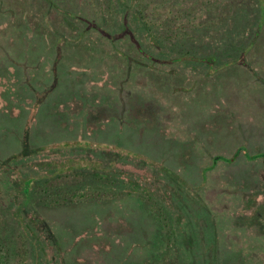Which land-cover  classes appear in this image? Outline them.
I'll list each match as a JSON object with an SVG mask.
<instances>
[{"label":"rangeland","instance_id":"374dc122","mask_svg":"<svg viewBox=\"0 0 264 264\" xmlns=\"http://www.w3.org/2000/svg\"><path fill=\"white\" fill-rule=\"evenodd\" d=\"M140 1L142 2V7L151 11V19L157 26H150L147 32L153 36L157 34V30L164 37L173 35L171 37L174 40L170 38L171 40L168 41V45L170 44L172 47L164 48V56L168 57L170 52L175 50L174 52L180 60L177 62V66L180 68L186 67L187 72L184 76H189L187 78L189 82L184 80L176 81L174 79V75H179L176 69H180L179 67L174 68V66H172V69L175 70L173 78H167V65L160 67V72L164 74L160 77V81H156L154 77L153 80L149 77H146L147 80L143 78L142 80L139 77L136 81V72L139 71V68L135 67L137 66L136 64L143 67L144 64L139 63V60L143 59L123 54L126 51L128 52L127 39L121 41L119 45L123 53L119 52L116 42L120 39L118 34L122 31L123 35L130 37L133 45L143 55L148 51L158 54L160 49H155L158 44L151 42L149 35L147 36L146 33H143L142 30H144L145 26H142L141 21H136L133 17H127L128 20L126 19L125 23L118 26L119 32L115 36L116 33L106 31L104 25L98 21L91 23L92 20L86 18L93 15L91 10L83 8L86 12V17H83V14L78 15L67 10L69 8L68 4L59 2V5H64L66 9L64 10L61 7L62 14L59 17L52 15L54 18L53 20L49 19V21L50 23H55L58 30L62 29L63 31L62 48L58 52L61 57L60 59L57 58V49L47 55V64L50 61L49 64L52 65V68L49 70L50 74L42 82L34 81L30 72L27 75L24 68L19 69L22 81L28 87L31 85L36 87L35 91L38 92L36 101L40 100L39 105L41 106L39 107L38 105L36 108V101L30 109L24 106L29 112L26 127L24 126L27 117L24 121L19 116L14 119L11 113L12 110H6L7 113H4V115L0 113L6 120L0 121V149H6L3 153L5 155L7 149L11 147L10 141L15 142L18 137L21 141V147L24 140L30 141L31 146L35 145L33 140L28 138L29 136H35L37 128L41 126L38 122L39 117H45L44 120L47 121L51 119L50 114L54 117L59 116L68 120L75 115H87V130L82 131L80 136V139H85L84 144L88 140L96 141L99 135L97 133L99 126L109 120V125L103 128L104 132L100 137L104 138L105 133L108 131L106 133L108 138L106 139L114 145L113 148L119 149L122 146L126 149L121 148L122 150L127 153L133 151L135 156L142 151L143 155L148 159L150 158L148 162H151L152 166L150 164L147 165L154 168L156 166L162 168L158 172L160 176L168 174V178L178 182L176 189L170 188V190L172 198H176L177 201L175 200V202L181 207V215H176L179 217L177 219L173 215L174 220L167 221L170 226L174 224V229L171 231L172 227H167L169 229H165L162 235V227L159 224H152L153 218L150 217L152 213L150 215V212L145 210V207H141L135 195L132 198L123 199L122 201L124 202L112 199L110 201L113 203L110 204L109 209H104L103 211L100 208L101 206H98L99 209L95 208V206L79 209L85 205L81 204L79 208L69 205L66 208L70 214L67 218L62 215H56L57 212L52 209V205L42 207L39 204H24L21 202L22 199L20 200L21 197L15 200V204L10 205L5 199L1 198L0 243L9 242L14 252L12 264H167V261L152 262L151 258L140 262L138 256H141L142 250L151 246L149 240L160 248L162 255L165 254L168 243L174 246L182 243L183 237H181L180 233L185 230H188L187 234L190 236L187 238L188 242L195 243L197 235L194 231L196 226H199V222L196 219L197 210L192 209L194 206H191L194 203L202 208L204 218L207 219L209 224L211 223V230L210 232L209 230L207 231L211 238H214L213 235L216 236L217 232L219 236H225L223 238L225 241L220 246L218 245L216 250L213 247L206 248L210 262L241 264L242 260L247 259V257L245 258L246 255L256 256L253 249L255 239L261 236L262 232H264V227L259 226V224L252 227L249 221L250 227L248 225L245 229L239 228L240 232H236L229 224H232L230 218L233 219L232 216L235 214L244 217L245 220L253 219L255 221L256 217L257 220L258 218L260 220L264 219L261 217V213H264V206H261L262 200H264V184L260 183L261 190L256 196H253L254 193L252 194V191L248 192L242 205L239 208L236 207L237 212L233 211L230 218L229 214L223 213L222 217L226 218L229 224L222 231L218 229L216 232L214 214L222 211V207L213 208L212 203L223 201L225 197L224 199L221 197L228 196L227 198L232 199L229 201L230 205H232L238 202V199L244 197L243 194L245 192L244 190H236V186L230 185L231 189H235L237 193H231L230 195L228 193L221 194V197L212 200L216 191L214 189L222 187L220 186L222 184L221 181L218 183V178L214 173L223 167H217L210 174L205 170L201 172V176L198 175L199 156L197 152L202 149L207 154L208 148L217 147L221 150L222 155L225 156L232 150L234 145H238L239 141L237 139L234 138L229 141L227 139L230 137L224 138L223 132L225 131V134L234 136L240 130L238 125H233V122L230 121L238 122L240 119L235 114H232V111L234 110V113L240 111L241 113L245 111V108L238 106L239 109H234L236 104L232 105L231 108L216 104L214 101L218 100V98H215L213 90L209 91L208 88L209 83L215 77L217 78L221 62H228V67L232 64L230 67L232 69L238 67L241 70L239 66L250 69L249 65L257 67V70L252 68L254 70L253 73L257 76L260 74L264 81V0ZM13 4L18 6L16 1H13ZM4 7L7 6L4 4ZM18 7H16L17 10ZM230 7L233 9V20H228L224 16ZM120 8L123 13L132 9V7L129 8V6L121 3L119 4ZM175 20L176 22H174ZM262 21L263 23H261ZM217 24H220V29L217 28ZM222 28L226 30L225 33L227 32V34L236 33V41L238 42L236 43L233 37L230 38V41H228V37L223 38ZM258 29L260 30L257 32ZM251 31L256 33L252 35ZM85 38H87L89 46L97 49L96 52L98 54H96V57H98V60L92 55L85 56V54L77 52L80 49L79 43L81 42L79 41ZM106 45L109 48H113L112 56H104ZM231 46L233 47L230 48ZM120 57L125 60V64L121 68L118 65L119 61L116 60L120 59ZM102 60L105 62L103 64L104 67L102 66ZM108 62L109 65L106 64ZM35 66V64H31L30 71L33 73L41 72V70H36ZM118 68L120 70L125 69V72L128 73L125 82L123 79H121V82L117 81L118 71H120ZM100 71L104 73L103 79ZM234 72L231 70L228 74L220 75V82L223 80L228 82V75ZM145 73L147 74L144 70L143 75ZM129 77L131 80H128ZM127 81H130V84ZM151 81L161 87L153 89ZM217 82L220 85L218 80ZM96 83H101L102 85H100L104 87L114 84V86H110L111 90L114 89L112 97H90V95L85 94V98L81 102L86 103V106H83L81 112L79 110L77 112L73 111L75 109V100L66 101L63 98L64 93L66 96H72L71 98L77 93L82 94L85 86L91 87ZM41 84L43 85L42 87ZM130 85L131 88L129 90ZM167 85H171L173 88H189L178 89L174 92ZM200 87H202L201 90ZM70 88L74 89V92L68 93L67 89ZM151 89L153 90L150 93ZM223 92L227 94L225 88ZM251 93L256 96H264V89L261 92L260 88L256 87L255 83L252 82L246 94L251 95ZM245 97L247 96L245 95ZM234 100L241 101L239 98ZM77 101L79 102V99ZM187 101L188 105H184L183 103ZM45 108L49 111L46 116L44 115ZM229 109H231V112H229ZM35 111L37 120H33ZM259 120H263L259 125V131L264 134V119L259 116ZM172 121L174 122L171 123ZM217 129L220 132L223 130V132L217 134ZM23 133L26 134L27 138H25ZM173 134H176V137ZM213 135L216 138L219 136V139H215ZM241 135L243 141L247 138L248 140L253 139L255 143L263 144L262 140L259 139L257 141V137H252L250 133L244 134L242 131ZM34 147H37V145ZM249 149H253V146L251 147L250 145ZM258 150L256 151L259 153ZM240 152L241 148L238 147L237 153L240 154ZM244 152L248 156L245 150ZM117 153L118 150L115 154ZM200 157H202L201 163H207L208 158L204 154H201ZM249 157L251 156L249 155ZM161 158H165L166 161L161 162ZM225 159L228 160L229 158L225 157ZM262 160L264 161V159ZM236 162L223 161L220 162V166L226 168L231 163L236 164L237 166L232 168V172L234 171L236 174L235 178L237 177L239 180L241 178L246 179L247 177L242 176L245 171L243 166L239 165L241 161L236 160ZM174 168H179L182 172L181 174L186 173V177L182 175L184 177L182 178L177 174L175 175ZM183 168L184 170H182ZM142 174L149 177L147 168L146 173ZM206 174H209L210 186L207 184V179L204 180L202 178ZM162 179L161 177L160 180ZM238 183H241V181H238ZM241 186L245 187V185ZM154 189V198L162 199L164 197L163 189L161 187L157 188V186H154ZM227 192L231 191L227 189ZM135 193L140 194L141 192ZM2 195L3 192L0 190V197ZM227 198L223 202L226 203ZM226 209L228 213L229 210H232L230 207ZM48 210L51 213L50 215H47ZM179 219L183 221V224L181 222L178 223ZM188 223H194L195 227L191 228ZM204 223L206 224V222ZM240 233H243L242 239L241 236L239 237ZM240 241L241 246L238 243ZM242 246L244 248L245 246L253 247L242 249ZM195 253L196 248L193 250L194 255ZM146 255L148 254L146 253ZM178 261L184 263L188 260L178 258ZM243 263L244 261H242Z\"/></svg>","mask_w":264,"mask_h":264},{"label":"trees","instance_id":"16d2710c","mask_svg":"<svg viewBox=\"0 0 264 264\" xmlns=\"http://www.w3.org/2000/svg\"><path fill=\"white\" fill-rule=\"evenodd\" d=\"M13 1H16L20 7L14 5ZM59 2L68 4L69 8H67V10L78 15L83 14V17H86V12L83 8L91 10L93 15L91 17L87 16L86 18L92 20L91 23L98 21L104 25L106 31L116 33L115 36L119 32L118 26L125 23L126 19L128 20L127 17H133L134 20L141 21L142 26H145L144 30H142L143 33H146L147 36L149 35L151 42L158 44L155 48L160 49L158 54L148 51L143 55V53L133 45L130 37L128 35H123L122 31L118 34L120 39L116 42L119 52L123 53L121 52L122 49L119 48L121 41L127 39V44L129 45L128 52L126 51L123 54L143 59L139 60V63L141 62L144 64L143 67H140L142 65H135V68H139V71L136 72L137 77H134L136 81L139 77L145 80H147L146 77H149L151 80H153L154 77L156 81H160V77L164 75L160 72V67L162 68L164 65H167L168 68V72L166 73L167 78H173L175 70L172 69V66H174V68L179 67L177 66V62L180 60L174 52L175 50L171 51L168 57L164 56V48L167 47L168 49L169 47H172V45H168V41L171 40L170 38H172L171 36L173 35L171 34L170 36L164 37L162 34L158 33L157 30V34L153 36L147 32L150 26H156V24H154L151 19V11L142 7V2L140 0H0V113L4 115V113H7L6 110H12L11 113L14 119L16 116H19L22 118V121H24L27 117L24 126L26 127V123L29 119L27 116L29 113L27 108L30 109L35 103L38 97L36 96L38 95V92L35 91L36 87L34 85L28 87L25 82L22 81L19 69L21 70V68H24L27 75L30 72L34 81L42 82L45 81V77L50 74L49 70L52 68V65L49 64L50 61H48L47 64V55L51 54V52L53 53V51L57 49L56 56L60 59L61 56L58 52L59 49L62 48L61 42L64 39L62 36L63 31L62 29L58 30L55 23H50L49 21V19L53 20L54 17L52 15L59 17L62 14L61 7L64 10L66 9L64 5L60 6ZM120 3L129 6V8L132 7V9L123 13L121 8L119 9ZM4 4L7 7H4ZM16 7H18V10ZM224 16L228 20H233V9L230 7L228 12H225ZM174 22H176V20ZM61 23L64 24L62 21ZM261 23H263V21ZM220 24L216 25L218 29H220ZM221 30L223 38L228 37V41H230V38L233 37L235 42H238L236 41V33L227 34V32L225 33L226 30L224 28ZM259 30L260 29H258L257 32ZM251 32L252 35L256 33L254 31ZM86 36L88 35L86 34ZM87 38L79 41L81 42L79 43L80 49L77 50V52L83 53L85 56L92 55L93 57H96V54H98L96 52L97 49L87 44ZM172 40H174V38H172ZM83 41L84 43L82 44ZM232 47L233 46L230 48ZM104 50V56H109L114 52L113 48H109L107 45ZM146 56H148V58H146ZM96 58L98 60V57ZM116 60L119 61V68L125 64V60L121 57ZM109 62L106 64L109 65ZM104 63L105 62L102 60V66ZM227 63L228 62L220 63L217 78L215 77V79L209 83L208 90H213V95L215 98H218V100L214 101L216 104L225 105L229 108L236 104L234 109H237L238 106L240 108H242V106L245 108V111H242L241 113L240 111H237L238 113H234V110L232 111V114H235L240 118L238 122L230 120L233 122H231L233 125H238L240 127V130L234 136L232 134H225V131L223 132V130L221 131L224 133V138L230 137L227 140L232 141L235 138L239 142L237 143L238 145H234L232 150L225 154V156L222 155L221 150L217 147L213 149L208 148L207 154L202 151V149L197 152V155L199 156L197 174L201 176V172L205 170L210 174L217 167H223L221 170H217L216 173H214L218 178V183L221 181L222 184L220 186L222 187H220V189H214L216 191L212 200L221 197V194L228 193L230 195L231 193H237L236 190H244L245 193L243 194L244 197L241 196L242 198L238 199L239 201L232 205L229 203L232 199L227 198L228 196L221 197L222 199H224V197L225 199H228L226 202L227 204L223 202L225 199L217 203L213 201L215 202L212 203L213 208L222 207V211L214 214V217L216 218L214 223L216 232L218 229L222 231L223 228L229 224V221H226V218H223L222 214H229L230 218L233 211L237 212L236 207L239 208L242 205L246 194L252 191V194L254 193L253 196H256L257 193H260L261 184H264V161L262 160L264 159V134L259 131V125L263 121L259 120V116L264 119V96H256L253 93H251V95L246 94L249 91V86L252 85V82H254L255 86L260 88L262 92L264 89V81L260 77V74L257 76L253 73V69L257 70V67H251V65H249L250 69H246L244 66H239L241 70L238 67L232 69L230 68L232 64L228 67ZM31 64H35L36 70H41V72L37 71L33 73L30 71ZM121 70L118 71L119 76L117 81L121 82V79H123L125 82L128 73L125 72V69ZM144 70L147 74L145 73L143 75ZM176 70L179 72V75H174L176 81L184 80L189 82L187 79L189 76H184L187 72L186 67ZM231 70L235 72L228 75V82H224V80L220 82V75L228 74ZM100 72L103 79L104 73L102 71ZM74 76L76 77V75ZM128 80H131L130 77ZM127 82L130 84V81ZM101 83L93 84L91 87L85 86L83 90L84 92L82 94L77 93L73 98H71L72 96H66L64 93L63 98H65L66 101H70L71 99L75 100V109L73 111L77 112L79 110V112H81L83 106H86V103L81 102L85 98V94L90 95V97H112L114 89L111 90L110 86H114V84H109L110 86L104 87L101 86ZM151 83L153 84L151 85L153 89L161 87L153 81H151ZM119 85H121V83H119ZM42 86L43 85L41 84V87ZM167 87L174 92L178 89L184 90L189 88H173L171 85H167ZM130 88L131 85L129 86V90ZM224 88L226 89L227 94H224ZM153 89L150 90V93ZM201 89L202 87H200V90ZM67 90L68 93L74 92V89L72 88ZM245 95L247 97H245ZM238 98L241 101L238 102L237 100H234ZM77 99H79V102ZM39 103L40 100H37L35 103L36 108ZM41 103H43V101H41ZM187 103L188 101L183 104L188 105ZM40 106L41 105H39V107ZM46 108L45 116L46 114H49V111ZM229 112H231V109H229ZM36 114L35 111L33 120H37ZM3 115L0 114V121L5 120ZM49 116L51 119H48L47 121L44 120L45 117H39L38 122L41 126L37 128L35 136H29L28 138L33 140V143L37 145V147H34L35 145L31 146L30 141L28 140H24L23 146L21 147V141L18 137L15 139V142L10 141L9 144L11 147L7 149L5 155H3V153L6 149H0V190L3 192L0 199H5L10 205L19 197H21L20 200L22 199L21 202L24 204H39L42 207L52 205V209L57 212L56 215H62L67 218V216L70 215L66 210L69 205H74V208H79L81 204L85 205L79 209L91 208V206H95V208L99 209L98 206H101L100 208L103 211L104 209H109L110 204L113 203L110 200L118 199L120 202H124L122 201L123 199L132 198V196L135 195L139 200L141 207H145V210L149 211L150 215L152 213V216H150L153 218L152 224H159L162 227V235L165 229H169L167 227H172L171 231H173L174 224L170 226L167 221L174 220L173 215L180 216L182 211L180 205L175 202L177 199L172 198L171 196L172 192L170 188L176 189V185H178L176 180L168 178V174H165L166 176H160L158 172H160L162 168L157 166L155 168L150 167L151 162H148L150 158L148 159L143 155L142 151L135 156L133 151L127 153L122 150L125 149L122 146H120L119 149L113 148L114 145L106 139L108 138V136L106 137L108 131L105 133L104 138L100 137L104 132L103 128L109 125V120H106L102 126H99L97 130L99 135L96 141L88 140V142L84 144L83 142L85 139H80V136L82 131L87 130V115H75L74 117H71L70 120L59 116L54 117L51 114ZM83 116L84 118H82ZM173 122L174 121L171 123ZM242 131L244 134L250 133L252 137H257V141L259 139L262 140L263 144H258V142L255 143L253 139L248 140L247 138L243 141L241 135ZM221 132L217 129V134H220ZM4 134L6 135V133ZM24 136L27 138L26 134H24ZM173 136L176 137V134H173ZM213 137L215 136L213 135ZM215 139H219V136L217 138L215 137ZM250 145L251 147L253 146V149L251 150L249 149ZM238 147L241 148L240 154L237 153ZM117 150L118 153L115 154ZM244 150L247 152L248 156L244 154ZM256 150H258L259 153ZM201 154H204L206 158H208L206 161L207 163H201ZM249 155L251 157H249ZM225 157L229 159L227 160ZM236 160L241 161L239 165L243 166L244 173L246 174L245 176L243 173L242 176L247 177L246 179L241 178L239 180L237 177L235 178L236 174L234 171L232 172V168L237 166L236 164L234 165L231 163V165L226 168L220 166V162H236ZM160 161L164 162L166 159L161 158ZM216 163L217 165H215ZM146 168L149 177L142 174L146 173ZM174 169L175 175L177 174L182 178L186 177V173L181 174L182 172L179 168ZM182 170H184V168ZM209 174L202 177L204 180L207 179L208 186H210L208 180ZM182 175H184V177ZM161 177L163 178L162 180H160ZM238 181H241V183H238ZM153 185L157 186V188L161 187L163 189L164 197L162 199L154 198L153 193L155 192V189ZM230 185L236 186V190H232ZM241 185H245V187ZM227 189L231 192H227ZM139 191L141 192L140 194L135 193ZM52 201L54 202L52 203ZM53 205L55 206L53 207ZM191 206H194L192 209L197 210L196 219L199 222V226H196L194 231L197 235V241H195V243L188 242L187 238L190 237L187 234L188 230H185L182 233L179 232L181 237H183L182 243L178 246L168 243L166 245L167 251L162 255L160 248L149 240L151 246L148 248L146 247L147 249L145 248L141 251V256H138L140 262L147 261L151 258L152 262L167 261V264H219L218 261L210 262V259L208 258L209 256L206 253V248L213 247V249L216 250L217 246H220V244L225 241L223 240L225 236H219V233L217 232L216 236L213 235L214 238H211V235L209 234L211 223L209 224L207 219L204 218L202 208L195 203ZM261 206H264V200H262ZM229 207L232 210H229L228 213L226 208ZM50 214L51 213L48 210L47 215ZM235 215L232 216L233 219L230 218L232 224L229 225L232 226L236 232H240L239 228L245 229L249 225V221L251 222L252 227L257 226V224L264 227V219L260 220L258 218L257 220L256 217L255 221H253V219L245 220L244 217ZM177 216L176 219L179 218ZM261 217L264 218V213H261ZM180 222L183 224V221H178V223ZM204 222H206V224ZM188 225H191V228L195 227L194 223H188ZM185 226L187 227L186 224ZM208 230L209 232H207ZM263 235L264 232H262L260 237L255 239L254 247L245 246L244 248V246H242V249L253 247L256 255L254 257H251L250 254L246 255L245 258L247 257V259L242 260L244 261L243 264H264ZM240 236L242 239L243 233H240L239 237ZM241 241L238 242L240 243V246ZM195 248L196 253L194 255L193 250ZM146 253L148 255H146ZM13 257L14 252L9 242L0 243V264H12ZM178 258L188 261L180 263Z\"/></svg>","mask_w":264,"mask_h":264}]
</instances>
